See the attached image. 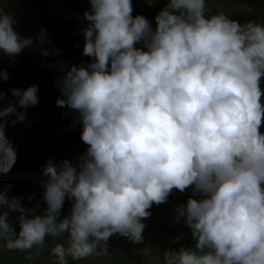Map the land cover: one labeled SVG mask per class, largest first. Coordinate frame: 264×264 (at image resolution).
Wrapping results in <instances>:
<instances>
[{
  "label": "clouds",
  "instance_id": "9594fccd",
  "mask_svg": "<svg viewBox=\"0 0 264 264\" xmlns=\"http://www.w3.org/2000/svg\"><path fill=\"white\" fill-rule=\"evenodd\" d=\"M89 3L81 31L91 62L71 66L56 83V104L77 113L88 147L74 163L46 161L43 214L9 199L8 186L0 191V249L40 250L46 237L67 233V246L51 249L53 264L107 256L113 235L143 243L142 221L153 205L191 188L175 219H184L194 246L162 256L145 247L144 264H264V26L223 13L206 17V0H168L153 30L144 16L133 17L132 0ZM15 23L0 8V51L9 57L34 44ZM35 40L51 43L45 29ZM0 79H9L6 71ZM10 92L15 104L0 109L5 175L17 160L5 118L23 122L39 102L35 84ZM66 199L70 214L61 217ZM11 212L19 213L18 231Z\"/></svg>",
  "mask_w": 264,
  "mask_h": 264
},
{
  "label": "rangeland",
  "instance_id": "374dc122",
  "mask_svg": "<svg viewBox=\"0 0 264 264\" xmlns=\"http://www.w3.org/2000/svg\"><path fill=\"white\" fill-rule=\"evenodd\" d=\"M49 3L59 7L60 13L66 19V25L60 29L59 23L55 20L56 14L51 11H43L36 0H15L10 13L14 15L16 23L13 25L14 30L22 37H32L34 44L26 47L19 54L20 63L28 67V72L31 73L32 81H37L38 100L45 104L53 103L58 98L56 83L59 78L64 75L63 71L69 69L73 65H87L86 62L75 58L73 54L64 49H59L58 55H42L43 50L51 52L56 49V34L59 30L64 33L65 37H74L77 41L84 44V36L81 29L88 26V21L84 18L85 11L90 9L89 0H47ZM228 5L231 14L227 15L230 19L236 20L241 24L247 22H255L264 26V0H222ZM168 3V0H152L149 5L148 0H132L133 12L132 15H142L150 22L153 30L156 28L155 17L160 10ZM206 17L214 15L215 4L213 0H206ZM243 17L239 21L237 13ZM41 29L46 30L47 37L51 43L40 45L35 40ZM137 47H143L138 44ZM49 57L54 59L53 64L47 65ZM10 57L0 51V71H5L8 67ZM44 65V67H43ZM46 65V66H45ZM37 69L36 75L32 71ZM261 89L264 90V78L261 79ZM10 82L0 79V92L5 93V102L12 99L16 102L15 97L11 95ZM29 87V86H28ZM26 87V89L28 88ZM0 102V103H3ZM67 108V107H66ZM68 109V108H67ZM70 110V109H69ZM17 111L21 109L17 108ZM27 114L34 123L36 128V138L32 139L27 133H23L19 122L13 124L10 122L6 136L12 142L13 147L17 152L18 158H27L31 161V174H0V191L7 187V195L9 199L19 198L21 204L26 209H34L35 214H43L46 204L43 200V182L47 177L43 175V167L46 160L42 163H35L30 153H27L35 143L37 149H47L50 143V136L47 133L45 120L41 114L36 112L32 107H29ZM15 115L12 120H15ZM260 131L264 133V124ZM57 144V142H56ZM35 163V164H34ZM57 163V162H54ZM191 188L181 193L178 190H173L169 195L167 202L160 205H153L150 209L151 215L142 222L146 225L143 232L144 241L140 244H133L126 237L119 234L113 235L107 242V256L88 257L83 260L74 261L68 257V264H144V257L139 255L140 250L148 247L150 250H158L161 256L168 249H179L181 246L192 247L194 241L192 239L191 230L186 226L184 219L179 222L175 219V210L177 207L186 204L188 198L192 196ZM31 196V199L29 197ZM193 198L199 199V196ZM4 209H0L3 211ZM71 210V201L65 200L61 209V217L68 216ZM18 212L10 213V222L18 231ZM179 237V239H176ZM68 234L64 233L60 237H46L45 245L38 250L35 247L31 252L7 251L0 249V264H53L55 257L51 255V249L58 243H63L67 246ZM99 250V249H98ZM32 255L34 259L29 260L27 256Z\"/></svg>",
  "mask_w": 264,
  "mask_h": 264
},
{
  "label": "trees",
  "instance_id": "16d2710c",
  "mask_svg": "<svg viewBox=\"0 0 264 264\" xmlns=\"http://www.w3.org/2000/svg\"><path fill=\"white\" fill-rule=\"evenodd\" d=\"M38 5L43 11H51V13L56 14V21L59 23L60 29L65 27L67 24L66 19L60 13V9L57 5L49 3L47 0H36ZM216 7V14L223 13L226 16L231 14L229 7L222 0H214ZM15 0H0V8L5 9V11H11ZM167 4V3H166ZM241 14V13H240ZM239 12L237 13L239 21L243 18ZM56 34V49H64L67 52L73 54L75 58L83 60L87 64L91 62V58L83 55L84 44L77 41L74 37H65L64 33H60L59 30L55 32ZM20 61V56L10 57L8 62V67L5 70L9 76L8 81L10 82L11 89L20 88L26 89V87L37 84V81H32L30 78L31 73H29L28 67L24 66ZM54 59L49 57L47 65L53 64ZM46 66V65H45ZM44 67V65H43ZM70 69V68H69ZM69 69L63 71L67 72ZM36 68L32 71L33 75H36ZM63 76V75H62ZM58 98H61L60 89L57 87ZM57 98V99H58ZM11 102L15 104V101L11 98L3 103H0V109L5 106V103ZM33 109L41 114L45 120L47 133L50 136V143L47 149H37L35 143L32 144V148L28 151L29 157H32L35 163H42L43 160H48L51 158L53 162L60 163L64 160H69L70 162H75L76 158L82 155L86 149L87 145L81 140L82 124L79 122H74L73 117L77 115L74 110H69L66 107H59L56 101L50 104H45L43 102H38L37 105L33 106ZM10 115L5 118L8 123L5 128V134L7 132L8 126L12 120ZM25 120L19 122L21 131L27 133L32 139L36 138V128L34 126L31 118L25 114ZM57 142V144H56ZM34 163V164H35ZM31 161L27 158H18L12 167V169L7 174H31L32 172Z\"/></svg>",
  "mask_w": 264,
  "mask_h": 264
},
{
  "label": "flooded vegetation",
  "instance_id": "af4514ba",
  "mask_svg": "<svg viewBox=\"0 0 264 264\" xmlns=\"http://www.w3.org/2000/svg\"><path fill=\"white\" fill-rule=\"evenodd\" d=\"M213 1H214V0H213ZM214 4H215V2H214ZM215 10H216V7H215ZM215 14H216V12H215ZM215 14H214V15H215ZM27 153H28V152H27Z\"/></svg>",
  "mask_w": 264,
  "mask_h": 264
}]
</instances>
